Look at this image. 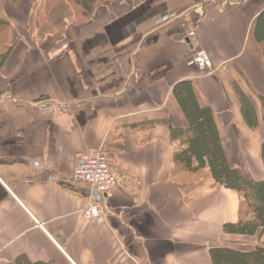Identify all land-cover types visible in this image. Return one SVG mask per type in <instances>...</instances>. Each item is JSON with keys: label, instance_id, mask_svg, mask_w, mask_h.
I'll return each instance as SVG.
<instances>
[{"label": "crops", "instance_id": "crops-1", "mask_svg": "<svg viewBox=\"0 0 264 264\" xmlns=\"http://www.w3.org/2000/svg\"><path fill=\"white\" fill-rule=\"evenodd\" d=\"M2 4L12 49L0 64V264H215L224 248L264 241L222 232L238 192L182 170L185 135L170 133L187 126L172 88L190 80L228 162L264 178V42L253 35L264 0H106L87 21L67 2ZM190 29L211 74L193 63ZM96 150L118 177L99 224L83 218L92 196L71 178Z\"/></svg>", "mask_w": 264, "mask_h": 264}, {"label": "trees", "instance_id": "trees-1", "mask_svg": "<svg viewBox=\"0 0 264 264\" xmlns=\"http://www.w3.org/2000/svg\"><path fill=\"white\" fill-rule=\"evenodd\" d=\"M74 5L73 10L81 12L85 18L91 13L95 0H70ZM52 4H55L53 0ZM80 9V10H79ZM253 35L257 42H264V7L258 12L253 27ZM0 54V64L4 57ZM241 111L248 126L257 128L258 121L255 110L245 96L234 84ZM183 115L187 120L185 128H170L173 137L175 133L185 135L182 149L175 152L174 160L181 165V169L196 173L207 169L214 183L226 189H232L239 194L238 219L235 222L222 225L225 234L254 237L264 235V178L256 180L245 172L240 166L228 162L224 147L216 129L211 108L204 103L198 95L190 80H183L172 88ZM261 160L264 166V141L261 143ZM253 247L242 251L226 249L218 255L215 264H264V241L256 239ZM8 264H46L43 262H30L24 256L16 258Z\"/></svg>", "mask_w": 264, "mask_h": 264}, {"label": "built area", "instance_id": "built-area-1", "mask_svg": "<svg viewBox=\"0 0 264 264\" xmlns=\"http://www.w3.org/2000/svg\"><path fill=\"white\" fill-rule=\"evenodd\" d=\"M187 36L194 50L193 63L204 74H211L213 69L207 53L203 49H195L191 42L195 37V31L188 30ZM71 176L74 182L86 186L92 196V199L81 209L83 218L97 224L102 223L107 215L106 199L118 184V177L106 155L101 150L81 154Z\"/></svg>", "mask_w": 264, "mask_h": 264}, {"label": "rangeland", "instance_id": "rangeland-1", "mask_svg": "<svg viewBox=\"0 0 264 264\" xmlns=\"http://www.w3.org/2000/svg\"><path fill=\"white\" fill-rule=\"evenodd\" d=\"M3 0H0V54L3 53L4 55H7L8 52H10V50L12 49L11 45L7 44L9 37H10V33L7 29V26H9V21H8V17L6 16L3 7L5 6L4 4H2ZM6 0H4L5 2ZM52 1V0H51ZM54 2L58 3V2H67L70 7H71V14L73 15L74 19H76L77 21H87L89 19V17L92 16L93 11L99 7L103 2H105L106 0H95V2L91 3V6H93V9L91 11V13L88 14L87 17L83 18L80 16L81 12L78 11V16H77V12L73 10L74 5L72 4V2L70 0H53ZM109 1V0H107ZM80 10V9H79ZM8 24V25H7ZM210 60V59H209ZM1 62V60H0ZM248 241H254V244L256 243V240H248ZM247 264H252L251 262L247 263Z\"/></svg>", "mask_w": 264, "mask_h": 264}, {"label": "water", "instance_id": "water-1", "mask_svg": "<svg viewBox=\"0 0 264 264\" xmlns=\"http://www.w3.org/2000/svg\"><path fill=\"white\" fill-rule=\"evenodd\" d=\"M186 41L189 43V40L188 39H186Z\"/></svg>", "mask_w": 264, "mask_h": 264}]
</instances>
